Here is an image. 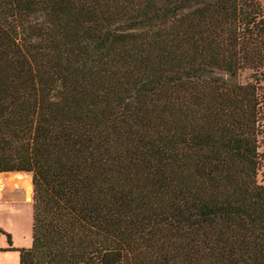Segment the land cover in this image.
Returning a JSON list of instances; mask_svg holds the SVG:
<instances>
[{
    "label": "trees",
    "instance_id": "trees-1",
    "mask_svg": "<svg viewBox=\"0 0 264 264\" xmlns=\"http://www.w3.org/2000/svg\"><path fill=\"white\" fill-rule=\"evenodd\" d=\"M262 3L0 0L18 264H264Z\"/></svg>",
    "mask_w": 264,
    "mask_h": 264
},
{
    "label": "rangeland",
    "instance_id": "rangeland-1",
    "mask_svg": "<svg viewBox=\"0 0 264 264\" xmlns=\"http://www.w3.org/2000/svg\"><path fill=\"white\" fill-rule=\"evenodd\" d=\"M264 0H260L262 3ZM264 15V3H262ZM249 70H243L239 74V80L245 82L249 80ZM262 136L259 138L258 151L261 153L259 167L256 173V182L264 184V113L261 118ZM5 174V173H2ZM30 181L29 174H26ZM2 185L0 184V192ZM11 194V193H10ZM8 189L0 193V264H18V255L14 250H5L8 247L5 233L9 235L11 247L20 248L30 245L31 226V196L30 201L24 202L21 197H11ZM15 201V202H14Z\"/></svg>",
    "mask_w": 264,
    "mask_h": 264
},
{
    "label": "bare ground",
    "instance_id": "bare-ground-1",
    "mask_svg": "<svg viewBox=\"0 0 264 264\" xmlns=\"http://www.w3.org/2000/svg\"><path fill=\"white\" fill-rule=\"evenodd\" d=\"M26 174L24 172L0 173V184L2 185L0 193L6 188L9 194L11 193L12 199L21 197L24 202L30 201L31 184Z\"/></svg>",
    "mask_w": 264,
    "mask_h": 264
},
{
    "label": "water",
    "instance_id": "water-1",
    "mask_svg": "<svg viewBox=\"0 0 264 264\" xmlns=\"http://www.w3.org/2000/svg\"><path fill=\"white\" fill-rule=\"evenodd\" d=\"M16 172H24V173L28 174V172H25V171H16ZM30 184H31V187H32V183L31 182H30Z\"/></svg>",
    "mask_w": 264,
    "mask_h": 264
}]
</instances>
